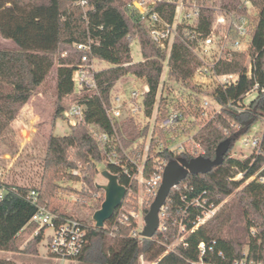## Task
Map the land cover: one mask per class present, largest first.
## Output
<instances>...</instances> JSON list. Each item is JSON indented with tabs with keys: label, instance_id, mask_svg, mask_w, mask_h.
<instances>
[{
	"label": "trees",
	"instance_id": "trees-1",
	"mask_svg": "<svg viewBox=\"0 0 264 264\" xmlns=\"http://www.w3.org/2000/svg\"><path fill=\"white\" fill-rule=\"evenodd\" d=\"M76 1L0 0V33L18 46V50L0 49V139L47 79L55 66L54 54L58 51L61 55L57 70L56 111L51 121L52 130L46 135L41 186L36 188L37 198L33 202L30 197L32 188L7 184V193L0 199V250L3 251L18 250L19 235L26 229L33 234L39 227L38 223L31 222L38 205L47 204L63 216H73L59 211L53 203L59 187L57 180L65 175L66 170L77 167L78 162L87 163L96 172L95 162L104 158L100 140L84 125H71L72 131L65 135L53 133L56 120L65 118L62 100L75 91L73 75L84 55L74 43L91 40L93 55L110 65L95 73L100 94L88 93L80 100L86 105L85 123H94L102 131L113 133L105 105H110V93L116 82L128 73L144 79L149 85L143 101L147 117L153 115L156 106L167 53L153 42L145 23L135 14L130 15L127 4H121L119 0H87L86 11ZM250 1L259 11L251 49L253 77L246 76L245 55L237 54L233 61L218 64V73L240 72V78L235 85L216 89L214 98L222 106L221 113L208 121L195 136L206 158L215 159L217 149L226 147L224 160L205 173L186 172L183 181L171 189L164 204L169 223L166 229H158L151 238L142 237L132 233L137 223L131 218L127 223L119 222L118 229L111 236L106 227L90 224L78 261L139 264L143 257L155 264H233L246 253L249 260L264 262V181L258 178L264 176V130L260 153L246 159L231 155L236 141L251 132L259 118L264 117V0ZM240 5L242 0H221V6L229 10H237ZM174 8L172 3L156 5V10L169 22L173 21ZM213 18L212 9H202L199 26L206 33L210 31ZM127 35L132 38L137 35L143 60L132 61ZM168 65L173 77L186 82L192 77L198 60L181 41L176 40ZM255 83L260 85L256 97L242 108L240 102ZM230 120L239 127L234 128ZM117 129L120 132L122 128L117 125ZM73 146L79 151L75 160H70L68 150ZM159 156L169 162L194 158L189 152L175 155L167 150L159 152ZM152 165L149 158L145 176L150 175ZM108 168L118 176L121 184L137 191L136 180L132 181L120 167L108 164ZM240 173L243 177L236 179ZM69 175L80 178L72 173ZM253 176L256 178L249 180ZM83 179L89 190L97 188L87 175ZM229 196L232 198L222 204ZM212 204L220 205L219 209L197 225ZM237 207L240 209L238 216ZM113 218L108 220L109 224ZM239 221L245 223V227L243 233L235 234ZM174 222L184 226L183 240L168 249L178 232L171 226ZM44 231L45 227L33 237L34 247L42 241ZM201 242L204 243L203 250ZM6 263V259L0 258V264Z\"/></svg>",
	"mask_w": 264,
	"mask_h": 264
},
{
	"label": "built area",
	"instance_id": "built-area-1",
	"mask_svg": "<svg viewBox=\"0 0 264 264\" xmlns=\"http://www.w3.org/2000/svg\"><path fill=\"white\" fill-rule=\"evenodd\" d=\"M211 0H131L127 4V10L130 15L135 14V17L143 21L146 25L148 33L150 34L153 42L162 51L167 53L169 58L172 52L173 45L176 40L181 41L188 50L198 60V65L194 69V73L213 80L219 88L226 89L235 85L239 78L240 72L218 73L217 66L221 62H231L237 54L246 55L250 61L245 65L246 76L253 77L254 61L251 54L252 40L256 30L257 21L254 16L253 4L250 0H242V5L237 10H229L220 6L208 4ZM76 3L88 9L87 0H77ZM159 3H172L174 4V18L172 22L167 21L164 16L156 10V5ZM210 8L214 12L213 22L210 31L206 33L199 26L200 14L202 9ZM245 9V10H243ZM131 35H127V40L131 43ZM92 41L87 43H74V47L84 52L82 56V63L74 72L73 79L75 82V89L78 92H92L93 94H100L98 83L95 78V60L97 57L92 52ZM193 73V74H194ZM176 82L179 81L181 88H185L182 79L175 78ZM260 85L255 83L252 91H258ZM172 96L163 97L157 95L156 107L161 110L163 115L159 126L165 130L177 129L189 115L191 105L195 102L190 101L189 97L184 94L183 89H176L171 87ZM149 92V85L145 82L142 90L134 89L128 97L130 109L134 114L144 112V96ZM248 92L246 95L250 94ZM159 93V91H158ZM141 98V103L140 99ZM137 99L134 103L133 100ZM217 102V101H216ZM127 100L121 95L115 96L110 105L106 106L107 116L113 126V133L100 131L98 139L101 143V148L106 153V158L109 159L111 164H115L121 168V171L126 174L131 180H139L141 176L142 184L145 189L155 198L158 194L159 188L163 182V176L166 166L169 161L162 156L159 152L170 151L175 155H181L188 152L185 142L179 144H163L160 147L157 145L156 149H152L151 144L147 143L143 147L145 154L144 162L139 165L135 158L142 157V153L138 152V147L135 146L132 153L136 155L133 157L125 150L122 142L118 136L117 125L123 119L124 107ZM218 103V102H217ZM219 104V103H218ZM211 106V101L207 98L203 99L198 106L202 117H207V111ZM215 114L221 113L222 106ZM86 105L80 101L75 102L69 109L64 111L65 119L70 125H76L79 119H84ZM94 124V123H91ZM261 136H248L245 135L241 138V142L245 144H252L256 153L261 152ZM194 139V138H193ZM200 147V143L197 145ZM151 153H154L151 154ZM194 157L203 155L197 153L195 150L189 152ZM151 158L153 162L152 171L149 176H145V170L148 159ZM129 166L136 167V171H131ZM74 175L81 176L82 165L79 164L73 168ZM137 173V175H135ZM256 178L253 176L249 179ZM259 180L264 181V176H258ZM3 172L0 170V199L4 198L7 193V181L5 180ZM128 189V188H127ZM30 197L33 202H36L37 192L36 188H32ZM124 200L114 213V218L110 224V233L113 234L115 229H118L117 224L127 223L131 218L136 221V214L134 212H126L124 210ZM219 206L213 204L204 211V216L199 219L197 225L204 223L209 217L213 216L219 209ZM165 210L163 206L160 210ZM166 211H164V214ZM32 222L38 223L39 227L35 231L37 235L43 227L51 229L52 232L48 235V242L44 255L42 256L43 262H23L16 259H8L6 264H69L78 261V256L81 254L86 241L87 231L89 224L76 216H63L60 213L52 210L47 204L38 205L36 213L33 215ZM137 223V221H136ZM161 224V219H160ZM181 226L182 224L179 223ZM166 229L164 225L159 226V229ZM184 231V228H183ZM133 234H142L138 228H134ZM45 234V231H44ZM43 234V236H44ZM143 237V236H142ZM181 240L183 238L181 237ZM200 247L204 249V243L201 242ZM233 264H264L263 261L257 262L249 260L246 253L242 259H237Z\"/></svg>",
	"mask_w": 264,
	"mask_h": 264
},
{
	"label": "rangeland",
	"instance_id": "rangeland-1",
	"mask_svg": "<svg viewBox=\"0 0 264 264\" xmlns=\"http://www.w3.org/2000/svg\"><path fill=\"white\" fill-rule=\"evenodd\" d=\"M131 0H119L121 4H128ZM208 4L214 6H220L221 0H211L207 2ZM254 16L256 21H258L259 11L257 8H253ZM6 38H3L0 33V49H6L7 43L5 42ZM131 54L132 61L138 62L143 60L141 45L138 41L137 35H134L131 41ZM168 56V55H167ZM246 56V55H245ZM55 57V66L50 71L47 79L41 85L39 90L35 92L34 96L28 102L30 106L34 108V112L39 115L35 127L37 128V136L46 137L47 133L52 127L51 121L54 118L56 111V101H57V91H56V82H57V70L60 62V53L57 51L54 54ZM169 58L167 57L164 60L163 73L161 78V84L159 87V95L163 97L172 96L171 87L176 89H183L184 94L189 97L190 101L195 103L191 105L189 115L186 120L174 130H165L162 129L159 124L165 113H161V110L157 109L155 106L153 115L147 117L144 112H138L134 114L129 108L130 104L128 103V97L132 90L139 89L142 90L145 80L138 78L132 73H128L121 77L113 87L110 93V101L117 95H121L127 100L126 106L124 107L123 119L118 124L122 129L121 133L118 132L120 141L122 142L125 150L130 153L131 156H135L137 152L132 153L135 146L138 147V152L142 153V157L135 158L139 165L144 162L145 154L142 152L145 144L149 143L152 146V149H156L157 145L160 147V143L163 144H179L185 142V146L188 152H193L195 150L197 153H203L204 150L202 146L198 147L199 142L195 140L196 134L200 129L211 119H213L217 114L216 110L220 107L214 98V93L219 87L216 82L205 77H202L197 74H193L192 77L180 85L179 81H175L170 73V67L168 65ZM250 59L248 56L244 59V65H248ZM110 65L99 58L95 60V69L97 71L104 68H108ZM42 92L43 95H39ZM93 94L92 92H78L77 89L72 94L67 95L62 100L65 110L69 109L75 102L80 101L85 94ZM257 91H252L250 94L246 95L240 105L247 107L249 103L256 97ZM209 99L211 101V106L209 107L207 117H202L198 106L201 104L203 99ZM141 103V98L139 99ZM134 103L137 102V99L133 100ZM231 121V120H230ZM78 124L84 125L91 134L95 137H98L101 129L96 124L85 123L84 119H79ZM231 124L234 128H238L239 124L231 121ZM55 132L59 135H65L72 131L71 125L68 121L62 117L58 118L55 122L54 127ZM264 130V117H260L259 120L255 123L251 132L248 136H261ZM25 134L26 131H25ZM245 136V135H244ZM40 137V138H42ZM194 138V139H193ZM239 139L234 145V149L231 151V155L240 159H246L252 154H256L254 146L252 144L242 143ZM127 141V145L125 142ZM102 147V146H101ZM47 151V142L40 141H17L16 140V130L11 126L6 130L2 138L0 139V170L5 176L7 184L26 186L30 188H39L42 182V176L44 172V157L46 156ZM79 151L78 147H71L68 150V157L70 160H75L77 152ZM104 153V158L101 162H95V169H92L88 166L87 163L78 162L82 165V173L80 178H71L69 174L72 173V169H68L65 172V175L57 180L58 189L56 192V197L53 203L57 206L58 210H63L67 213H70L73 216L84 219L89 225H95L96 222L93 218L95 212L101 208L102 203L105 200V190L101 185H106L108 179L102 175L104 170H109L108 164H111L109 159L106 158V153ZM154 155V153H151ZM164 158V157H162ZM131 171H136V167L129 166ZM110 171V170H109ZM73 174V173H72ZM87 175L93 179V185H97V188L89 190L87 182L85 181L84 176ZM137 175V173L135 174ZM258 176V175H256ZM243 174L240 173L236 175V179H241ZM141 176L139 180L137 179V191H134L133 188L128 189V193L124 199L127 204L124 206L126 212H134L136 214L135 218L137 221V228L141 233L145 227L144 218L148 212L146 210L150 209L151 204L155 199V195H152L148 192L144 185L142 184ZM250 180V179H249ZM248 180V181H249ZM135 181V180H134ZM99 187V188H98ZM232 196L227 197L223 202L230 200ZM221 204V205H222ZM164 208L161 211L160 219L161 225H164L166 228L169 226L168 215L164 214ZM240 213V209L237 207L236 214L237 216ZM240 219V218H239ZM32 222V221H31ZM175 229H178L177 235L173 242L168 246L172 248L177 244L181 239V233L183 232L184 226L177 224L176 222L172 223ZM107 229L110 230V224L108 221L105 223ZM245 223L239 221L234 229L235 234L243 233V228ZM38 229V228H37ZM36 229V230H37ZM164 229V228H163ZM35 230V231H36ZM35 231L33 234L29 229L24 230L18 237L20 242L19 249L16 251H3L0 250V258L2 259H16L23 262H43L42 256L44 255L46 245L48 242V235L52 232L51 229L46 228L45 234L42 241L36 247L33 245V237L35 236ZM185 233V232H184ZM109 235L111 233L109 232ZM112 236V235H111ZM35 248L37 251H35ZM247 250V247L244 248V251ZM71 264V263H69ZM72 264H94L85 261H76ZM139 264H155V262L146 261L143 257L140 258Z\"/></svg>",
	"mask_w": 264,
	"mask_h": 264
},
{
	"label": "water",
	"instance_id": "water-1",
	"mask_svg": "<svg viewBox=\"0 0 264 264\" xmlns=\"http://www.w3.org/2000/svg\"><path fill=\"white\" fill-rule=\"evenodd\" d=\"M226 150V147L220 146L217 149L215 159H209L200 155L190 160L181 159L168 163L158 194L144 218L145 227L141 232L143 237L151 238L158 231L160 226V210L164 206L171 189L183 181L186 172H208L213 166L224 160ZM102 175L108 179V183L106 185H101L105 190V200L101 208L98 209L93 216L98 227H104L105 223L113 217L115 211L122 204L128 192L127 187L119 182L116 174L109 170H104Z\"/></svg>",
	"mask_w": 264,
	"mask_h": 264
},
{
	"label": "crops",
	"instance_id": "crops-1",
	"mask_svg": "<svg viewBox=\"0 0 264 264\" xmlns=\"http://www.w3.org/2000/svg\"><path fill=\"white\" fill-rule=\"evenodd\" d=\"M3 37V36H2ZM4 38V37H3ZM7 45L6 49L8 50H18L17 44L11 40V39H5ZM39 95H43L42 92L39 93ZM39 119V115L34 112V108L29 105V103L25 104L23 108L21 109L20 113L16 117V119L11 123V127L16 130V140L17 141H46V137H40L37 136V128L35 127V124L37 120ZM53 128V133L56 135H59L55 132ZM52 130V127L50 128V131ZM25 131L27 134H25ZM49 131V132H50Z\"/></svg>",
	"mask_w": 264,
	"mask_h": 264
}]
</instances>
